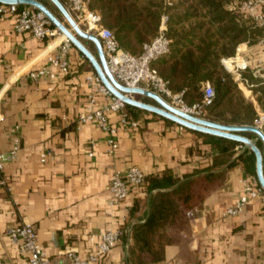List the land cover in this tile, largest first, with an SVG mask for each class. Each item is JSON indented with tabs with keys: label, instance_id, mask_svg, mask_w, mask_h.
<instances>
[{
	"label": "crops",
	"instance_id": "obj_1",
	"mask_svg": "<svg viewBox=\"0 0 264 264\" xmlns=\"http://www.w3.org/2000/svg\"><path fill=\"white\" fill-rule=\"evenodd\" d=\"M47 8L63 20L51 2ZM63 39L61 33L52 41L19 35L13 32L11 19H0V153L8 151L15 139L21 146L15 160L0 174L7 184H0V264H28L6 234L11 227L31 225L52 264L66 263L67 251L86 258L95 252L90 235L117 228L128 232L132 225L146 221L151 198L157 191L170 190L149 189L152 178L161 180L170 174L184 181L201 179L207 173L213 175L207 191L186 212L184 227L170 232V242L159 259L137 260L133 241L124 232L110 253L93 264H256L264 259V207L260 201H249L236 216H221L242 195L241 180L248 175L242 164L210 169L217 158L210 140L216 136L180 129L158 115L134 108L130 114L138 123L136 128H120L117 114L107 115L108 123L117 127V147L112 149L107 133L96 121L76 123L90 92L86 78L95 72L73 46L67 73L53 69V80L28 79L30 71L45 66L46 56ZM80 41L97 55L91 41ZM232 62L246 63L264 75V45L240 44L226 66L232 69ZM238 88L256 106L253 95ZM94 96L96 108H101L104 98ZM133 99L156 105L142 95L135 94ZM251 140L255 142L256 137ZM238 146L237 151L247 149ZM131 166L145 174V182L132 189L117 208H111V177Z\"/></svg>",
	"mask_w": 264,
	"mask_h": 264
},
{
	"label": "trees",
	"instance_id": "obj_2",
	"mask_svg": "<svg viewBox=\"0 0 264 264\" xmlns=\"http://www.w3.org/2000/svg\"><path fill=\"white\" fill-rule=\"evenodd\" d=\"M38 1L46 7L50 4L48 0ZM246 1L88 0V7L99 12L102 25L114 33L120 48L133 56L141 54L143 45L159 33L163 24L170 41L169 53L152 67L168 82L169 89L173 93L183 92L185 103L194 105L202 101L204 86L209 84L214 98L205 108L203 118L222 125L251 126L257 118L256 106L264 111V79L254 76L249 67L239 71L241 79L253 86L255 106L221 63V59L234 57L240 44L253 47L264 40V27L240 10ZM126 108L133 119L130 111L134 107ZM241 134L250 140L255 138L252 133ZM211 139L217 158L210 169L242 164L244 172L255 177L253 153L235 150L240 143ZM256 146L263 153L262 142L257 141ZM211 176L207 173L201 179L180 181L169 174L161 180H150L149 189L170 190L157 191L151 198L150 213L143 224L132 225L128 232L123 229L133 241L132 251L137 260L147 263L159 259L163 247L170 242V232L184 227L186 212L202 199Z\"/></svg>",
	"mask_w": 264,
	"mask_h": 264
},
{
	"label": "built area",
	"instance_id": "obj_3",
	"mask_svg": "<svg viewBox=\"0 0 264 264\" xmlns=\"http://www.w3.org/2000/svg\"><path fill=\"white\" fill-rule=\"evenodd\" d=\"M59 1L79 28L100 40L107 68L120 85L129 89L140 88L150 91L178 111L196 118H203L205 108L211 104L214 98L212 86L205 84L202 101L194 105H188L183 99V92L173 93L168 87V82L161 78L152 67L156 60L169 53L170 41L165 36L163 24L159 33L149 43L143 45L141 54L133 56L120 48L114 33L102 25L99 12L88 7V0ZM240 10L249 16L256 25L264 27V0L243 2L240 5ZM7 18L11 19L13 32L19 35L29 34L38 40L52 41L60 34L42 12L31 7L17 4H0V19ZM258 45H264V40H261ZM71 47L72 44L64 37L56 51L46 56L45 66L30 71L27 74L28 79L31 81H38L43 78L53 80L56 77L53 69H57L63 74L67 73L68 55ZM229 59H221L222 65L227 72L234 75L237 85L248 90L252 95L251 89L253 86L242 80L239 74V71H243L247 64L242 63V66H239L237 63L232 62L233 68L230 70L226 66V61ZM253 75L264 79V75L259 70H254ZM86 82L90 92L87 95L84 112L77 117L76 123L80 126L96 121L100 129L107 133L109 137L107 143L112 149H115L117 145L114 136L117 127H113L108 123L107 115L110 113L117 114L118 127L120 128H136L138 123L130 117L126 108L127 105L113 96L96 74L88 76ZM95 94L103 97L106 102L101 108H96ZM128 97L133 99V95H128ZM251 98L253 99V96ZM251 126L264 133V111L258 109L257 118ZM182 128L180 127V129ZM242 148V145L238 146L239 150ZM20 150V143L15 139L8 151L0 153V174H2L7 163L15 160ZM40 157L43 162L46 153L41 154ZM144 182L145 174L138 167L131 166L125 171H115L108 187L110 194L109 206L114 209L117 208L128 197L132 189L140 188ZM0 184L7 185L4 177L1 178ZM241 184L242 195L231 206L222 211V217L240 214L245 204L251 200L260 201L264 207V191L259 186L256 177L245 176L241 180ZM6 234L10 241L18 247L19 252L27 257L28 264H52L50 258L40 247L36 232L31 225L22 224L11 227ZM123 235L124 231L120 228L92 234L88 240L94 245L95 252L86 258H81L73 251H67V261L64 264H93L107 256ZM256 264H264V259Z\"/></svg>",
	"mask_w": 264,
	"mask_h": 264
},
{
	"label": "water",
	"instance_id": "obj_4",
	"mask_svg": "<svg viewBox=\"0 0 264 264\" xmlns=\"http://www.w3.org/2000/svg\"><path fill=\"white\" fill-rule=\"evenodd\" d=\"M48 1H50L57 8L63 18L62 21L57 18L45 5L37 0H0V4L28 6L42 12L50 23L66 39H68L72 46L75 47L83 55V57H85V59H87L96 76L106 89L113 96L122 100L127 106L158 115L191 131L213 135L244 145L251 153H253L255 157V177L259 186L264 191V150L263 153H261L256 146V142L260 141L262 142L264 148V133L261 130L254 126L222 125L203 118H196L178 111L150 91H145L140 88L129 89L120 85L107 68L100 40L96 36L86 33L79 28L59 0ZM80 39L91 41L96 48L97 55L94 56L91 52H89ZM135 94L150 98L156 105L146 104L128 97V95ZM241 133H252L256 137V141L254 142L250 140Z\"/></svg>",
	"mask_w": 264,
	"mask_h": 264
},
{
	"label": "bare ground",
	"instance_id": "obj_5",
	"mask_svg": "<svg viewBox=\"0 0 264 264\" xmlns=\"http://www.w3.org/2000/svg\"><path fill=\"white\" fill-rule=\"evenodd\" d=\"M226 64H227V61H226ZM228 69H231L229 65H227Z\"/></svg>",
	"mask_w": 264,
	"mask_h": 264
},
{
	"label": "rangeland",
	"instance_id": "obj_6",
	"mask_svg": "<svg viewBox=\"0 0 264 264\" xmlns=\"http://www.w3.org/2000/svg\"><path fill=\"white\" fill-rule=\"evenodd\" d=\"M245 94H247V93L245 92ZM248 98H250V97H248Z\"/></svg>",
	"mask_w": 264,
	"mask_h": 264
}]
</instances>
